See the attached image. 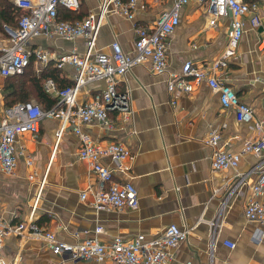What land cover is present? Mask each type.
I'll return each instance as SVG.
<instances>
[{
	"label": "crops",
	"instance_id": "1",
	"mask_svg": "<svg viewBox=\"0 0 264 264\" xmlns=\"http://www.w3.org/2000/svg\"><path fill=\"white\" fill-rule=\"evenodd\" d=\"M142 1L148 8L137 11L134 18L117 12L103 18L98 50L108 52L111 43L118 40L125 51H132L137 29L151 27L169 5L167 0ZM245 1L260 3L262 21L254 27L246 18L245 32L235 55L216 73L260 117L264 114V0ZM100 4L101 0H81L78 13L86 16L90 11H99ZM6 33L0 31V45L7 43ZM229 39L230 17H220L216 25H210L207 8L191 0L183 6L180 23L168 38V70L156 74L147 60L133 66L120 79L118 90L128 92L132 102L129 116L112 110V125L93 121L83 126L94 140L103 144L122 141L135 153L131 168L124 172L114 169V179L134 183L139 194L136 208L96 209L92 193L82 198L84 190L100 189L101 181L89 163L79 157L78 134L68 126L57 140L61 119L45 117L38 133L18 136L14 172L6 173L0 167V214L9 224L32 220L58 239L72 242L97 235L102 242L109 243L115 236L132 238L139 233L150 239L174 223L188 228L189 235L173 249L167 264H264V226L244 214L251 188L245 184L230 195L240 174H246L248 181L258 177L257 170L249 171L260 157L246 152L238 169L214 170L212 148L205 143L211 132L218 130L223 148L242 150L247 140L258 136L254 122L241 121L234 108H224L219 93L206 80L191 91L171 92L167 87L170 72L181 71L187 60L199 66L210 65L224 52ZM31 43L55 52L74 48L83 52L86 48L83 38L67 40L41 35ZM40 64L34 62L36 70L49 65ZM58 68L60 75L74 81L73 66ZM105 86L104 79L88 83L80 100ZM28 155L34 160L32 166L27 164ZM102 161L115 167L109 156ZM31 170L37 172L35 181L29 179ZM38 181L42 183L38 208L31 215L40 188ZM98 226L102 230L97 233ZM226 240L235 242V246H229ZM3 254L8 264H114L108 258L72 260L65 253L54 252L45 238L31 234H7Z\"/></svg>",
	"mask_w": 264,
	"mask_h": 264
},
{
	"label": "built area",
	"instance_id": "2",
	"mask_svg": "<svg viewBox=\"0 0 264 264\" xmlns=\"http://www.w3.org/2000/svg\"><path fill=\"white\" fill-rule=\"evenodd\" d=\"M169 5L160 12L151 27H139L132 51H125L118 40L111 43L110 51L97 49V37L102 20L112 12L121 13L134 18L139 10H146L148 4L142 0H101L99 11H90L84 18L70 21L58 18L59 6L70 10H78L81 0H15L25 11L17 28L5 26L9 34L7 43L0 45V77L18 75L25 72L32 62L48 64L53 61L57 67L66 64L75 68L72 84L59 88L54 79L45 82L48 92L59 96L57 105L44 109L35 101L17 102L5 106L0 96V167L6 173H13L18 163L16 141L25 132L38 133L45 117H59L61 123L57 131L60 139L65 127L71 126L81 140L79 157L86 160L101 181V188L90 192H81L82 198L92 193V205L96 209L136 208L139 205V194L131 181L115 180L114 169L128 171L135 159L133 150L122 141L103 144L94 140L83 128L85 124L99 121L103 125H112L110 112L119 110L126 117L132 112V102L127 92L118 90L120 79L133 66L151 61L156 74L168 70V38L175 31L181 20L184 5L191 0H167ZM205 6L209 15V24L216 25L220 17H230V39L224 52L208 66H199L187 60L179 72H170L167 87L171 92L177 90L191 91L203 80L219 93L224 108H234L236 117L241 121L254 122L258 136L247 140L239 151L226 150L221 146V133L214 130L206 138L205 143L212 148V168L214 170L238 169L242 155L254 153L260 159L249 171L259 172L258 177L248 181L246 174H240L232 192L243 185L251 188L244 214L247 219L264 226V114L255 115L251 104L240 99L236 89L222 80L216 70L226 66L235 55L237 45L245 32L246 18L256 27L262 21L261 6L257 1L245 0H197ZM163 3L164 0H154ZM167 3V2H166ZM58 36L67 40L83 38L86 48L83 52L76 48L55 52L41 45H33L31 40L38 36ZM264 49V40L261 43ZM104 79L103 90L92 94L81 101L79 96L86 85L94 80ZM109 156L115 167L105 164L102 158ZM28 165H33V158L28 155ZM29 179L37 180L36 170L29 172ZM33 202L31 215L38 208L40 190ZM227 200L224 201L226 205ZM102 230L101 226L96 232ZM262 232V231H261ZM31 234L45 238L54 252L65 253L72 260L78 259H111L114 264H167L173 257V249L187 239L188 228L177 224L166 226L159 234L148 239L144 233L132 238L115 236L111 242H102L97 235L89 236L81 241L58 239L55 234L41 229L32 220L9 224L0 214V264H8L3 254V241L7 234ZM231 247L235 242L225 241Z\"/></svg>",
	"mask_w": 264,
	"mask_h": 264
},
{
	"label": "trees",
	"instance_id": "3",
	"mask_svg": "<svg viewBox=\"0 0 264 264\" xmlns=\"http://www.w3.org/2000/svg\"><path fill=\"white\" fill-rule=\"evenodd\" d=\"M81 9V7H80ZM79 10H70L64 6L58 8V18L70 21L79 20L85 17L80 15ZM25 13L13 0H0V31H5L4 24L17 28L21 16ZM27 71H29L27 73ZM55 80L59 88H63L73 83L60 75V68L54 65L53 61L49 65L36 70L32 62L24 73L5 77L3 88V103L11 106L17 102L35 101L42 105L44 109H49L57 105L59 96L48 92L45 88L47 79Z\"/></svg>",
	"mask_w": 264,
	"mask_h": 264
},
{
	"label": "rangeland",
	"instance_id": "4",
	"mask_svg": "<svg viewBox=\"0 0 264 264\" xmlns=\"http://www.w3.org/2000/svg\"><path fill=\"white\" fill-rule=\"evenodd\" d=\"M40 65L43 66L42 64H40ZM28 72L29 71H27V73ZM4 84H5V78H1L0 77V96H1V99H3V88H4Z\"/></svg>",
	"mask_w": 264,
	"mask_h": 264
}]
</instances>
